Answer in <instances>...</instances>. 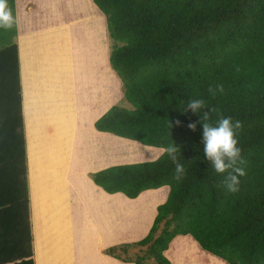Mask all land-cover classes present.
Segmentation results:
<instances>
[{"label":"trees","instance_id":"16d2710c","mask_svg":"<svg viewBox=\"0 0 264 264\" xmlns=\"http://www.w3.org/2000/svg\"><path fill=\"white\" fill-rule=\"evenodd\" d=\"M92 3L104 17L108 63L129 104L112 105L94 129L151 148L174 143L186 169L176 181L174 164L160 154L88 175L105 193L129 199L168 187L147 234L105 254L128 264H172L165 252L188 236L224 264H264V0ZM8 6L15 23L0 28V219L9 224H0V242L13 240L16 251L0 252V264H34L15 0ZM216 85L224 91L212 95ZM192 99L207 109L184 111ZM208 110L213 125L221 116L243 125L237 146L245 163L238 166L246 175L235 193L203 154L198 121Z\"/></svg>","mask_w":264,"mask_h":264},{"label":"crops","instance_id":"0c3cea01","mask_svg":"<svg viewBox=\"0 0 264 264\" xmlns=\"http://www.w3.org/2000/svg\"><path fill=\"white\" fill-rule=\"evenodd\" d=\"M66 2L68 10L83 5L85 0H75L71 5L69 0ZM90 11H93L92 7ZM58 14H64V11L56 8L52 0H15L33 263L89 264L88 260L92 258L90 264H128L105 255L97 259L98 255L92 253H87L86 258L85 217L88 214L84 211L94 209L95 214H100L99 207L108 202L105 198L96 199L95 189L102 195L107 193L95 186L88 175L115 165L108 164L107 152L104 151L106 143L110 142L106 138L112 137L97 132L93 125L111 107L105 105L106 100L102 101V97L119 95V90L113 75L102 67L105 58L101 53L106 55L105 50L100 51L98 46L96 51L92 49L91 53L88 52V46L92 48L88 34L94 32L95 27H72L69 33L65 27L64 33V20L59 21ZM85 15L91 18L92 13L87 11L82 20L89 19ZM98 19L101 31L105 25ZM96 31L99 32V26ZM69 40H72L71 47L67 46ZM95 61L99 65L97 72H101L106 83L94 81L80 84L79 81L87 77L84 72L90 71ZM94 75L89 74L93 78ZM92 104L99 105L98 109L105 108L102 112L100 109L94 111ZM92 112L93 116L90 115ZM99 153L104 155L99 157ZM95 165L99 166L92 169ZM65 181L71 185L68 191L64 190ZM112 202L114 205L119 203L117 199H112ZM114 220L118 225V218ZM67 221L78 232L76 238H68ZM8 222L6 217L0 219L2 225ZM132 225L130 222V228L116 227L115 245L134 242L133 234L139 230V224L136 228ZM110 239L111 235L106 242L100 240L99 247L108 245L106 243ZM9 241L11 245L1 240L0 252L15 253V243ZM169 250L170 247L165 256L172 263Z\"/></svg>","mask_w":264,"mask_h":264},{"label":"rangeland","instance_id":"374dc122","mask_svg":"<svg viewBox=\"0 0 264 264\" xmlns=\"http://www.w3.org/2000/svg\"><path fill=\"white\" fill-rule=\"evenodd\" d=\"M52 2L54 3V6L56 8H59V10L64 11V14H58L59 21H61L62 19L64 20V33H65V27H67L69 33V30L72 27L84 28L87 27V25H91L90 26L91 28L95 27L94 32L97 33L96 27L99 26V32L97 34H94V32H90L88 34V37H90L92 40V48L91 46H88V52L91 53L90 50L92 49L96 51V48L98 46H100V51L105 50L106 55L104 53H101L103 55V59L105 58V61H103L105 64L103 63L102 67L107 68L110 71V73L113 75L114 77L113 81L116 82L117 89L119 90V95L118 94H116L115 96L112 95V97H107V95H105L104 97H102V101L106 100L105 105L106 106L108 105L109 107L112 105L129 107V104L122 98L120 92V82L116 77V75L114 74V72L111 70L108 63L109 39L107 37V32H105L106 24L103 15L99 12V10L96 8V6L92 3L91 0H85L84 2L85 4L83 3V5H77L73 9L68 8V10L66 8V4H67L66 0H52ZM69 2H71L70 3L71 5L73 4V2H75V0H69ZM90 6L92 7L93 11H90L91 10ZM87 11L92 13L91 18L85 15L86 18L89 19L82 20L83 19L82 15H84ZM52 16L54 17V15ZM98 17L102 20V23L105 25V29L103 28L102 30L101 28V31H100V25H98V21H99ZM90 31H93V29ZM98 41L100 44L98 43ZM71 45H72V40L67 41V46L71 47ZM92 65L94 67L91 70L96 69L95 72L91 70L84 72V74L87 75V77L83 78V80L79 81V83L83 85L89 82L94 83V81L96 82L102 81V83H106L105 77L102 76L101 72L99 73L97 72L99 66L97 61L93 62ZM89 74L90 75L93 74L95 77L93 78V76H89ZM112 85L116 86L113 83ZM113 86L111 87L113 88ZM91 106H92L91 109L93 108L94 111H98L100 109V112H102V110L105 108V106H102L98 109L99 105H93V104ZM93 113L94 112L90 113V115L93 116ZM109 137L112 138H106V140L110 142L106 143L107 149H104L105 153L107 152L106 158L108 159L107 162L109 165L152 161L161 154L159 149L157 148L142 146L139 143L132 142L122 138H117L111 135H109ZM113 138L117 140H114ZM113 144L116 146V148L114 147ZM102 155L104 154L99 153V157H102ZM103 163L104 161L102 162V164ZM98 166L99 165H95L92 169L97 168ZM88 177L86 178L87 180H89ZM70 187L71 185L67 183V181H65L64 190L68 191ZM93 193L95 194L96 199L105 198L106 201L108 202L107 204L105 202L104 205H101L99 207L100 214H95L96 210L94 209L93 210L89 209L88 211L87 210L84 211V214L85 213L88 214L85 217L87 224L85 225L86 229H85L84 247L86 252V258H87V253L89 254L92 253L94 255H98L96 257L97 259H101L99 256H104V255L107 256L108 258H113L110 255L105 254V251L115 246L116 244V239H115L116 227L130 228L129 223L131 222V225L133 223L134 227L136 228V226H138L139 224V230L137 229V232L133 234V241L135 242L144 237V235L146 234L145 232L149 230V227L153 221L156 206L163 203L166 199L168 193V187H162L155 191L154 190L146 191L142 193L140 196H138L136 199H129L120 194L113 196L107 194L102 195L101 194L102 192H99L96 189ZM70 194H73V192H70ZM112 199H117L119 203L114 205ZM89 216L91 217V222ZM99 216L100 219L98 220ZM116 217L119 220L117 223L118 225L115 224L114 218ZM66 223H67L66 231L68 232V238L70 239L72 237L76 238L78 232L72 229L70 222L67 221ZM144 228H146L145 229L146 231L144 230ZM110 235H111L110 242L106 243L108 245H104L102 248H100L99 247L100 240L106 242L110 238ZM122 244H126V243H122ZM69 247L73 248V246H69ZM168 252H169L168 256L172 259L173 264H224L217 258L210 256L209 254L201 251L197 246V244L188 236L177 237L172 242L170 246V250ZM73 257L74 256H72V259ZM91 259L90 260L87 259L89 264L91 262Z\"/></svg>","mask_w":264,"mask_h":264},{"label":"clouds","instance_id":"9594fccd","mask_svg":"<svg viewBox=\"0 0 264 264\" xmlns=\"http://www.w3.org/2000/svg\"><path fill=\"white\" fill-rule=\"evenodd\" d=\"M14 17L8 6V0H0V28L8 30L14 25ZM223 85H216L209 88V92L215 95L217 92L223 93ZM207 109L206 102L203 99L189 100L184 108V111H190L193 114H198L201 110ZM211 111H216L212 109ZM209 110L203 112L202 123V144L203 154L215 173L222 175V184L229 193H235L239 190L240 177L246 175L243 167L244 160L241 159V149L238 145V134L243 125L240 121H235L230 117H220L215 125L209 123ZM179 124V121L176 122ZM190 130L195 131L196 123L188 124ZM161 154H166L175 166L174 179L180 181L186 172L183 164L178 161L177 153H180V148L174 143L166 147H160Z\"/></svg>","mask_w":264,"mask_h":264}]
</instances>
